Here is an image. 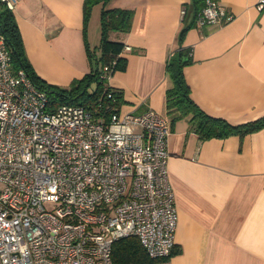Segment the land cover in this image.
I'll use <instances>...</instances> for the list:
<instances>
[{
	"label": "crops",
	"instance_id": "1",
	"mask_svg": "<svg viewBox=\"0 0 264 264\" xmlns=\"http://www.w3.org/2000/svg\"><path fill=\"white\" fill-rule=\"evenodd\" d=\"M256 1L219 0L231 21L191 22L183 32L191 16L183 20L180 12L191 0L106 4L133 10L130 29L109 34L129 47L121 52L125 69L106 81L121 92L120 111L151 108L170 127L168 179L177 208L171 264H264V127L201 139L190 115L173 119L166 108V62L183 47L191 57L183 74L198 107L232 124L264 115V9ZM83 3L18 0L12 11L29 63L51 84L66 87L91 69L87 48L99 42L101 5L86 21Z\"/></svg>",
	"mask_w": 264,
	"mask_h": 264
},
{
	"label": "built area",
	"instance_id": "2",
	"mask_svg": "<svg viewBox=\"0 0 264 264\" xmlns=\"http://www.w3.org/2000/svg\"><path fill=\"white\" fill-rule=\"evenodd\" d=\"M0 2L13 11L18 0ZM233 17L204 0L194 22ZM47 106L45 91L13 69L0 33V264H114L113 244L128 236L145 250L143 264H171L177 208L166 119L119 109L102 122L81 105Z\"/></svg>",
	"mask_w": 264,
	"mask_h": 264
},
{
	"label": "trees",
	"instance_id": "3",
	"mask_svg": "<svg viewBox=\"0 0 264 264\" xmlns=\"http://www.w3.org/2000/svg\"><path fill=\"white\" fill-rule=\"evenodd\" d=\"M107 2L108 0H84L83 11L86 21L92 7L98 3L101 5L100 38L97 45L100 56L96 57L94 51L87 48L88 58L91 63L94 59L95 64L92 63L89 72L78 79H73L66 87L51 84L36 74L25 55L14 14L0 2V33L10 52L12 67L14 70L24 69L34 85L45 91L48 98L47 110H53L62 103L77 104L91 110L93 118L102 122H107L111 114L119 110L123 102L121 92L108 86L101 74L104 67H107L106 71L110 75L116 70L125 69L126 58L121 55L125 45L121 41L110 39L109 34L111 31L127 32L130 29L133 10L108 7ZM203 5L204 0H191L190 8L186 9L183 17L184 20L189 13L191 21L184 23L182 32L194 22ZM190 61L189 50L179 47L166 62V73L172 80V86L166 90V108L168 111L176 112L173 119L190 115L191 128L201 139L221 138L230 134L242 135L264 127V115L244 123L232 124L226 119L211 116L198 107L190 96L189 86L183 74V67ZM93 82L95 88L90 91L88 87ZM107 92L110 96H107ZM112 259L114 264H143L149 260L139 240L134 236L120 238L114 242Z\"/></svg>",
	"mask_w": 264,
	"mask_h": 264
},
{
	"label": "rangeland",
	"instance_id": "4",
	"mask_svg": "<svg viewBox=\"0 0 264 264\" xmlns=\"http://www.w3.org/2000/svg\"><path fill=\"white\" fill-rule=\"evenodd\" d=\"M98 43L99 42H95V43H92V45L93 44H95V45H93V49H94V53H95V55H96V57H98V56H100V50H99V48L97 47V45H98ZM92 63H93V65L95 64V60L94 59H92ZM95 88V83L93 82L89 87H88V90H93Z\"/></svg>",
	"mask_w": 264,
	"mask_h": 264
}]
</instances>
